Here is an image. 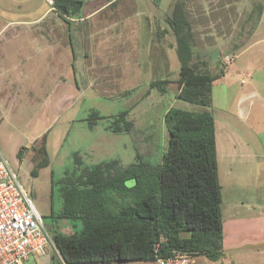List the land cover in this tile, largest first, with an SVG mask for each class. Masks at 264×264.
<instances>
[{
    "label": "rangeland",
    "instance_id": "rangeland-1",
    "mask_svg": "<svg viewBox=\"0 0 264 264\" xmlns=\"http://www.w3.org/2000/svg\"><path fill=\"white\" fill-rule=\"evenodd\" d=\"M105 1L91 0L86 7L98 8ZM131 1L133 4H128L129 7L119 0L94 18L80 23L78 17H73L72 22H68L67 64L66 52L63 50L61 59L57 56L61 51L57 52L51 45L66 41L64 35L56 40L51 31L53 19L50 16L55 11L48 5V0L0 1V29H6L0 40L5 47L10 85L15 86L11 98L8 91L0 94V151L41 215L48 232L52 227L48 218L51 178L58 180L72 168L73 153L82 157L85 166L117 160L126 167L134 162L137 153L149 164L156 165L166 150L165 113L171 108L199 109L175 99L179 62L174 42L171 43L170 28L165 22L175 0ZM227 1L230 8L223 11L224 15L236 10L237 13L262 11V23L250 40H261L264 44V0ZM222 2L214 9L222 6ZM45 12L49 18L35 23ZM80 16L84 18L87 12ZM227 16L225 19L229 21ZM64 22L59 20V26H64ZM74 28L81 30L80 34ZM195 37L199 38L198 32ZM195 50L197 52V48ZM135 66H139L141 72L133 81L124 73ZM157 80H167L164 94L149 89L150 82ZM6 82L7 86L9 82ZM214 94H217L216 88ZM217 106L212 107V115L216 122L221 207L224 217L227 212L238 209L236 213L248 220L235 224L231 235L227 236L225 230L224 246L231 248L229 252L216 262L196 257V264H264V181L258 183L252 160L239 155L240 145L236 152L232 151L231 141L237 140L236 134L243 139V132L239 124L232 123L235 135L232 140L227 137L223 129L226 114ZM125 110H129V120L133 124L131 133L108 131L109 120L105 118ZM92 111L104 118L89 129L87 117ZM262 116L264 122V114ZM44 134L50 164L34 178L30 173L38 157L34 156L32 148L40 146ZM257 139L264 141V135ZM21 148H24L23 158L18 159L16 154ZM52 204L54 210L59 209L60 199L56 192ZM57 229L68 235L79 231L81 223H59ZM45 261L61 264L50 248ZM28 264H35V259H29Z\"/></svg>",
    "mask_w": 264,
    "mask_h": 264
},
{
    "label": "trees",
    "instance_id": "trees-1",
    "mask_svg": "<svg viewBox=\"0 0 264 264\" xmlns=\"http://www.w3.org/2000/svg\"><path fill=\"white\" fill-rule=\"evenodd\" d=\"M86 3L54 0L53 9L69 22L80 17ZM165 22L179 62L175 99L199 109L171 108L165 113L166 150L156 165L137 153L126 167L117 160L85 166L75 152L72 168L58 180L51 178L48 233L64 264L155 263L157 257L175 254L216 262L222 256V194L212 115V83L221 74L212 75L206 62L194 60L195 35L185 0L172 4ZM167 83L152 81L149 89L164 94ZM103 118L92 111L87 127L94 128ZM105 119L106 129L114 134L132 131L129 110ZM23 151L17 152L18 159ZM32 151L38 157L30 173L35 178L50 164L46 134ZM130 180L135 183L127 187ZM55 192L58 210L52 204ZM77 221L81 223L77 232L66 235L57 229L59 223Z\"/></svg>",
    "mask_w": 264,
    "mask_h": 264
},
{
    "label": "crops",
    "instance_id": "crops-1",
    "mask_svg": "<svg viewBox=\"0 0 264 264\" xmlns=\"http://www.w3.org/2000/svg\"><path fill=\"white\" fill-rule=\"evenodd\" d=\"M2 1V0H0ZM119 0H106L101 7H86L84 6L87 16L79 17V23L92 19L99 15L103 9L110 6L111 3H118ZM127 6L132 5L131 0H122ZM176 1V0H175ZM174 1V2H175ZM223 0H185L186 8L189 14L190 23L192 25L193 33H199V38L195 37V44L193 47L194 60L204 61L207 63L208 70L212 75L221 74V76L212 83V107L218 105V109L226 114L223 123V129L227 137L231 140L234 137L233 125L236 123L241 127L243 132V139L231 141L232 151L236 152V148L241 146V153L244 158L252 160L255 168H253L254 175L259 180L258 183L264 181V141L257 139L260 135H264V44L261 40L255 41L254 37L262 23V11L253 12L242 10L240 13L233 12L224 15L223 11L230 8V3ZM173 2V3H174ZM222 2L219 8L217 4ZM172 3V4H173ZM129 4V5H128ZM234 6V5H233ZM232 6V7H233ZM130 7V6H129ZM172 7V5H171ZM88 8V10H85ZM258 8L259 4H258ZM90 9V10H89ZM253 9V7H252ZM251 10V9H250ZM255 10V8H254ZM220 11V12H218ZM228 17L229 21L225 19ZM49 18V14L43 13L36 21H42ZM50 18L53 21L50 23L51 31L56 35V40L64 35L65 43L62 40L56 43H51L56 47L57 52L61 51L57 56L63 57V50L66 52V64L69 53V23L64 22V26H59L58 21L62 19L54 13ZM69 22H72L69 19ZM77 30V28H74ZM56 31V32H55ZM6 32L5 27L0 29V35ZM80 34L81 30H77ZM165 34L170 37L169 33ZM173 38V36H172ZM171 40V38H169ZM0 40V94L9 93L11 98L15 90L14 85H10L11 76L7 72V62L4 59L5 47ZM174 38L171 43L173 44ZM171 43H168L170 46ZM198 43V46L196 45ZM197 48V52L196 49ZM124 75L130 76V79L135 81L141 70L139 66L130 67ZM8 75V77H6ZM165 74L164 76H166ZM6 80L9 84L6 86ZM214 88L217 89V94H214ZM254 100V101H253ZM261 119V122L260 120ZM215 122V120H214ZM232 128V129H231ZM246 138V139H245ZM215 143H216V159H218L217 141H216V122H215ZM218 170V162H217ZM257 173V174H256ZM218 178L220 175L218 170ZM222 194V185H221ZM222 206V204H221ZM238 209H233V212H227L225 217L222 212L223 222V251L222 255L229 252L231 248H226L225 230L228 234L234 232L235 224H241L248 219L242 216L241 213H236ZM264 250V245L262 247ZM47 264L45 258H36L35 264ZM195 264L197 258L194 259ZM37 262V263H36ZM193 264V263H192Z\"/></svg>",
    "mask_w": 264,
    "mask_h": 264
},
{
    "label": "built area",
    "instance_id": "built-area-1",
    "mask_svg": "<svg viewBox=\"0 0 264 264\" xmlns=\"http://www.w3.org/2000/svg\"><path fill=\"white\" fill-rule=\"evenodd\" d=\"M53 8L54 0H48ZM50 248L64 264L16 174L0 151V264H28L29 259L46 258ZM194 258L175 254L157 257L155 264H192Z\"/></svg>",
    "mask_w": 264,
    "mask_h": 264
},
{
    "label": "water",
    "instance_id": "water-1",
    "mask_svg": "<svg viewBox=\"0 0 264 264\" xmlns=\"http://www.w3.org/2000/svg\"><path fill=\"white\" fill-rule=\"evenodd\" d=\"M75 1H80V2H88V1H91V0H75ZM135 182L133 180H130V181H127L126 182V186L127 187H131Z\"/></svg>",
    "mask_w": 264,
    "mask_h": 264
}]
</instances>
